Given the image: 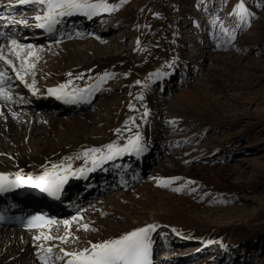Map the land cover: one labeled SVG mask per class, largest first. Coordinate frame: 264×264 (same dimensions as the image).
<instances>
[{"label":"bare ground","instance_id":"bare-ground-1","mask_svg":"<svg viewBox=\"0 0 264 264\" xmlns=\"http://www.w3.org/2000/svg\"><path fill=\"white\" fill-rule=\"evenodd\" d=\"M107 2L114 4L113 0H107ZM148 3L150 4L147 12L153 8L151 0ZM8 4L9 0H0V10L14 12L13 20L18 21L21 17L29 19L33 16V13L23 15L21 12L29 5L15 4V0L11 7ZM161 8L159 14L152 12L158 15L157 19H153L152 16L147 17V13L141 16L140 25L131 27L129 32V35L137 40L135 47L119 51H113L114 47L111 46H101L103 42L101 34L104 37L110 33L109 31L99 33L100 36L92 32L94 23L98 22L97 17L105 16L107 13H100L91 19L82 15L66 17L62 23L65 32H68L72 25L74 26L75 18L79 17L84 22L76 26L70 39L60 45L45 39L35 27L29 28L18 23L13 25V20H9L5 24V27L12 24L10 31L14 34L29 33V37L22 34L17 39L21 43L36 46L39 59L35 61V76L29 75L26 80L31 83L34 79V87L38 91L33 95L32 91L24 87L22 83L13 80L17 87L13 93L22 99L15 100L10 105H6L3 100H0V112L4 113L3 116H0V173H7L10 177L21 171L25 176L29 172L39 174L46 169L50 170L52 164L59 165L62 160L66 161L67 157L77 154L81 155V159H73L70 162L73 167H80L84 164L82 155L84 149L102 147L114 141L123 143V137L128 136L129 133L120 134L115 130L124 127L130 128L132 134L139 131L147 143V150L139 157L134 154H125L115 161L102 164L92 172H87L92 174L93 179L95 176V180L103 179L100 180L101 182L111 180L118 185L120 181H123L128 186L127 190L116 188L115 190L111 189L108 193L96 192L82 197V199L71 198L67 204L71 210L68 212L57 210L62 211L60 218L40 231L26 233L14 229H0V264H39L36 262V255L49 246H52L49 264H63V261H55L57 255H63L59 251L61 247L69 251L84 248L88 246L89 241L112 239L125 231L145 224H155L158 228L156 233L163 239L168 236L174 239L171 246H164V256H160V254L157 256L160 264H178L179 261L176 259L178 257L175 254L177 251L174 252L175 246L178 243L192 241L197 242V244H193L198 249L195 253L196 256L201 255L207 248H219V254L213 256L211 262L207 264L228 263V261H232L236 250L238 251L241 247L240 244L244 243L242 242L243 238L247 239L250 236L248 240H253L261 237L260 234H255V229L257 230V222L264 219V199L260 200L261 202L252 208L253 210L246 204L244 206L242 204L236 209L232 208L228 212L225 210L227 213L223 212L224 215L239 214L238 218H243V221L239 222L242 227L231 231L224 223L218 224L220 226L217 227L210 226L200 215L213 213L216 209H206L205 206H202L203 203L193 201L189 196H177L175 189L177 187L182 189V186L176 183V179H171V183L160 186L155 181L149 180L152 175L147 180L144 171L140 175L130 172L138 165L137 161L142 158L146 162L145 168L147 167L150 172V169L153 168L151 165H154L152 156L161 157L163 154L161 152L164 151L163 146H156L152 143L157 130L155 124L162 122V118L164 120L167 118L164 114L166 110L170 117H177L176 108L172 103L182 104V100H168L162 93L154 91L156 84L161 85V83L172 80L170 78L175 75L176 68L180 65H187V58L181 53L184 41L178 37L176 31L177 18L166 12L168 10L163 1ZM31 9L30 11L36 12L34 6ZM17 11L19 12L17 13ZM110 14L106 15L104 20L107 18L106 21H111ZM135 17L137 16L128 14L124 20L133 23ZM193 19L194 29L201 28L200 18L194 16ZM29 22L32 23L30 19ZM252 35L261 38V40L264 38V13ZM0 43L6 44V40L0 41ZM214 60L226 64L228 69L238 73L243 69H249L253 72V76H255L254 72L260 68L258 61L252 62V60L241 57L226 59L223 57L222 60L216 56ZM247 62L251 64L247 66ZM157 72L161 73L159 78L153 75ZM67 73H72L73 76L83 75L82 80L74 79L70 87L82 88L87 85L89 88H93L95 86L93 95L89 99V105L69 110L63 100L48 94V88L55 87L69 79ZM105 73H109V75L104 76ZM124 73H128V75L125 76ZM9 75L13 74L9 72ZM187 78L185 72L179 82L180 86L187 81ZM136 80H140L141 84H135ZM246 83L245 78H242L244 88L252 91L250 84ZM113 88L119 90L121 94L103 96L102 105L97 108V115L89 112L94 99L102 92H109L108 90ZM179 89L181 88L179 87ZM222 92L224 94L225 90ZM139 96H142L143 99H137ZM157 100L160 102H156ZM129 102L135 105L134 109L128 107ZM221 104L219 99L216 103L211 101L209 108L218 111ZM145 107L148 108L149 114L142 119ZM204 110L206 111V109ZM158 111L161 113L158 114ZM12 112L17 114L15 118L11 115ZM129 117H132L135 123L125 125V120H128ZM163 123L166 126V132L167 125H172L168 121ZM174 123L176 125V122ZM218 151H214L212 155ZM212 157L209 158L211 166L196 163L181 166L180 161L176 159L172 163L174 168L170 167L164 177L178 175L179 179L186 181L198 179L205 186L208 185L210 192L215 195L229 192L230 188L225 185L231 186V190L236 191L237 188L242 189L248 185L256 184L257 181L249 179V176L256 175L258 177L256 179L264 177V173H259L257 170L251 173L253 169L248 165L238 170L232 166L215 168L212 164H216V162L211 160ZM256 165L259 166L258 163ZM88 166H90V162ZM208 173H212V176L204 177V174ZM233 174H238L236 179L232 178ZM98 175H100L99 178ZM78 178L73 176L72 180ZM211 180L224 183H211ZM164 188H170L166 190L171 192L166 193L163 191ZM95 194L97 198L90 202V196ZM79 195L82 194L79 193ZM74 201H77L76 206L78 204L80 206H74ZM82 201H85L86 204L82 205ZM78 212L83 219L73 221L71 218ZM64 219L70 221L71 227L67 230L63 225ZM83 223L89 224L88 230L79 227ZM42 234L49 238L34 239ZM57 235L67 236V242L51 238ZM209 240L213 243H204ZM170 249L173 251L170 252Z\"/></svg>","mask_w":264,"mask_h":264},{"label":"rangeland","instance_id":"rangeland-1","mask_svg":"<svg viewBox=\"0 0 264 264\" xmlns=\"http://www.w3.org/2000/svg\"><path fill=\"white\" fill-rule=\"evenodd\" d=\"M113 1L118 7L110 12L111 14H106L111 15L108 16L111 21H106L107 18L104 20L106 15H103L97 17L98 22L94 23L93 33L98 35L110 32L104 37L102 34L98 35L103 41L101 46L114 47L113 51L135 47L137 40L129 35L131 27H138L142 20L141 16L146 13L147 17L152 16L153 19H157V14L162 10V1L166 3L169 11L166 12L173 17L176 16V31L178 37L184 41L181 53L186 56L187 65H180L176 68L175 75L170 78L172 80L161 85L156 84L154 89L168 100H182V104L172 103L176 108L177 117H170L166 110L164 114L167 118L165 120L162 118V122L155 124L156 137L152 139V143L163 146L166 152L162 151L161 157L152 156L154 165H151L153 168L150 172L146 167L145 178L148 180L152 175L149 180L155 181L156 178L166 180L177 176L174 179L182 186V191L177 192V196H189L193 201L203 203L202 206L206 209H216L213 213L200 214L210 226L217 227L220 226L218 224L224 223L231 231H236L237 228L242 227L239 222H242L243 218L239 219V214H232L233 216L228 214V216L224 213L242 204L253 210L252 208L264 199V177L256 179L258 178L256 175L249 176V179L256 180L257 183L242 189L237 188L236 191H232L231 186L225 185L230 188L229 192L215 195L210 192L208 185L205 186L198 179L186 181L179 179L178 175L167 177L164 175L170 167L174 168L172 163L176 159L180 161L181 166H186L188 163L211 166L210 156H213L211 160L216 162L212 164L215 168L232 166L238 170L248 165L253 169L251 173L256 170L264 173V38L261 40L252 35L264 13V0H151L153 8L148 12L150 0ZM241 2L249 11L254 12L247 22L240 19ZM128 14L137 16L133 19V23L124 20ZM196 15L200 18V30L188 27L193 17H197ZM216 56L222 60L223 57L224 59L241 57L252 62L258 61L260 68L254 72L255 76L249 69H243L238 73L228 69L226 64L216 62L214 60ZM247 64L249 66L251 63L247 62ZM185 72L187 81L180 86L179 82ZM242 78H245L246 84H250L252 91L244 88ZM108 91L102 92L94 99L89 112L97 115V108L101 107L103 96L121 94L114 88ZM218 99L222 103L220 109L213 111L209 108V103L211 101L216 103ZM160 113L161 111H158V114ZM166 121L172 126L167 125L165 132L166 126L163 122ZM216 150H219L218 153L212 155ZM210 176L212 173L204 174V177ZM237 176L238 174H233L232 178L236 179ZM211 183L224 182L211 180ZM166 189L170 188H164L163 191L171 192ZM257 223L255 234L261 235L258 237L259 240L258 238L248 240L250 236L247 239L243 238L244 243L240 244L241 247L236 250L232 261L224 264H264V227H262L264 219ZM247 241L249 242L245 244ZM164 242L171 245L173 240L165 239ZM158 243L163 244L161 238H158ZM196 243L192 241L178 243L175 246L174 252L177 251L175 254L178 257L176 258L178 264H207L220 252L216 248H207L201 255L196 256L198 249L193 245ZM172 251L173 249L170 252Z\"/></svg>","mask_w":264,"mask_h":264},{"label":"snow or ice","instance_id":"snow-or-ice-1","mask_svg":"<svg viewBox=\"0 0 264 264\" xmlns=\"http://www.w3.org/2000/svg\"><path fill=\"white\" fill-rule=\"evenodd\" d=\"M13 0H9L8 6L11 7ZM15 4L18 5H30L36 8L35 14L29 19L21 17L18 21L13 20V23H18L25 27H35L48 33H54L58 31V26L61 25L66 17H73L76 15H82L88 19L97 16L100 13H110L118 7L116 4H110L107 0H15ZM240 19L247 22L250 17L254 15V12L249 11L241 2ZM3 19V17H0ZM64 33L61 32V35ZM0 37H4L6 44L0 43V100H3L6 105H10L15 100L22 99L18 95L12 92V81H19L32 91L33 95L37 93L35 89V80L28 83L26 77L31 75L35 76V61L39 59L37 55L36 46L32 44L21 43L14 35H10L4 32H0ZM54 43H59V40H54ZM90 71V69H89ZM11 72L13 75H9ZM69 79L62 82L55 87L47 89L48 94L54 95L57 99L63 100L65 103H79L88 102L93 95V88H89L85 85L82 88L70 87L73 84V80H82V74L67 73ZM109 73H105L104 76H108ZM125 76L128 73H124ZM157 78L161 73L155 74ZM151 78V77H149ZM135 84H141L140 80H136ZM137 99H143L142 96ZM128 107L134 109L135 105L129 102ZM149 110L144 108L141 118L147 117ZM4 113L0 112V116ZM11 115L15 118L16 113L12 112ZM129 123H135L132 117L125 120V125ZM117 133L122 134L128 132L129 135L123 137V143L110 142L102 147H93L90 149H84L82 152L84 158V164L80 167H73L70 162L73 159L80 160L81 155L69 156L65 160H62L59 165L52 164L51 169H46L44 172L34 174L32 172L27 173L25 176L22 171L17 172L14 176L10 177L7 173H0V192H5L10 189H16L23 186L34 187L40 189L42 192L47 193L51 197L59 198L64 185L68 180L75 176H84L87 172H92L96 168L100 167L110 161H115L117 158L128 155H135L139 157L147 150V143L143 140L141 133L136 131L132 134V131L128 127L118 128L115 130ZM90 162V166L89 165ZM171 179L156 178L155 182L160 186H165L171 183ZM181 189L177 187L175 191L179 192ZM192 190V189H190ZM2 218V217H0ZM43 219L41 215H34L28 218L25 227H43V225L37 223V221ZM73 221L78 219L82 220L78 212L76 216L71 218ZM65 229L71 227L69 219L63 220ZM79 227L84 230L89 229L88 223H83ZM155 224H145L144 226L134 227L130 231H125L112 239H104L97 242H88V246L76 250H66L61 247L60 253L63 255H57L55 261H63V264H152V238L151 234L156 229ZM47 239L49 236L34 237V239ZM52 239L67 242V236H55ZM205 244H211L213 241H204ZM223 247V245H221ZM39 252L40 249L38 248ZM52 254V246H49L40 252L38 259L41 264H49V260Z\"/></svg>","mask_w":264,"mask_h":264}]
</instances>
